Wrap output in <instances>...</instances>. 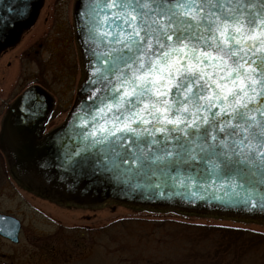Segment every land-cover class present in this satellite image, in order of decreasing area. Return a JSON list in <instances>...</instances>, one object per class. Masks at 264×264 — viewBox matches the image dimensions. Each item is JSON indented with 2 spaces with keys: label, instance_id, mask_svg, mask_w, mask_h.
<instances>
[{
  "label": "snow or ice",
  "instance_id": "obj_1",
  "mask_svg": "<svg viewBox=\"0 0 264 264\" xmlns=\"http://www.w3.org/2000/svg\"><path fill=\"white\" fill-rule=\"evenodd\" d=\"M85 16L104 62L84 133L101 168L232 204L264 193V0H91Z\"/></svg>",
  "mask_w": 264,
  "mask_h": 264
},
{
  "label": "rangeland",
  "instance_id": "obj_2",
  "mask_svg": "<svg viewBox=\"0 0 264 264\" xmlns=\"http://www.w3.org/2000/svg\"><path fill=\"white\" fill-rule=\"evenodd\" d=\"M72 5L73 0H43L36 24L0 54V101H11L31 84L47 87L57 103L49 127L65 118L84 78L71 22ZM2 110L0 104V113ZM22 188L13 179L5 184L0 176V213L21 222L17 243L0 236V262L264 264L263 221L113 201L94 206L58 205ZM180 224L241 228L260 236L252 239L244 234L231 253L213 256L210 253L215 251L213 244L220 233L205 234L206 229L188 230ZM246 238L254 245H244Z\"/></svg>",
  "mask_w": 264,
  "mask_h": 264
},
{
  "label": "water",
  "instance_id": "obj_3",
  "mask_svg": "<svg viewBox=\"0 0 264 264\" xmlns=\"http://www.w3.org/2000/svg\"><path fill=\"white\" fill-rule=\"evenodd\" d=\"M43 0H0V50L13 45L26 28L30 27L40 10ZM91 0H74L72 18L75 38L80 50L85 74L80 83L73 105L64 120L44 133L50 111L54 105L52 96L42 87L31 85L22 91L8 105L0 127V148L7 153L8 165L12 174H27L36 170L42 184L51 192L83 206H93L106 200L140 205L144 207H166L186 211L231 214L264 219V206L257 189L253 198L243 202V195L233 197L240 203L232 204L223 196V190L214 187L201 190L199 187L185 188L173 185L171 180L159 182L155 177L145 180L142 177L126 181L101 168L96 160H103L97 148L85 147L84 140L89 130L90 117L99 108L98 96L102 95V82H96L104 62L97 63L96 45L89 39L85 13ZM93 83L85 88L86 82ZM97 96H93V93ZM95 105V107H94ZM99 119V117H97ZM87 122V123H85ZM80 164L70 165L67 154ZM87 157V160L82 159ZM212 183L211 181L209 182ZM217 184L219 182H216ZM197 195L193 196L192 192ZM19 221L0 214V234L15 241Z\"/></svg>",
  "mask_w": 264,
  "mask_h": 264
},
{
  "label": "flooded vegetation",
  "instance_id": "obj_4",
  "mask_svg": "<svg viewBox=\"0 0 264 264\" xmlns=\"http://www.w3.org/2000/svg\"><path fill=\"white\" fill-rule=\"evenodd\" d=\"M42 6H43V4H42ZM41 6V8H40V11H41V9L43 8ZM40 11H39V13H40ZM38 17H39V14H38V16H37V18H36V20H35V22H34V24L33 25H35L36 24V22H37V20H38ZM32 25V26H33ZM31 26V27H32ZM31 27H29L28 29H26V30H24L22 33H24L25 31H27V30H29ZM17 44V43H16ZM16 44H14V45H16ZM13 45V46H14ZM13 46H11V47H8V48H5L4 50H2L1 52H0V54L2 53V52H4V51H6L7 49H9V48H12ZM42 87H44L43 85H42ZM46 90H48L47 89V87H44ZM18 96V94L11 100V101H5L4 99H1V101H0V104L3 106V110H2V112L0 113V124H1V121H2V117L5 115V112H6V109H7V106L16 98ZM54 97V96H53ZM54 99H55V101H56V98L54 97ZM56 102H55V104H54V106H53V108H52V110H51V115H52V113H53V110H54V108L56 107ZM46 127H49V123L46 125ZM50 128H52V126L51 127H49L48 129H50ZM0 176H1V178H3L4 179V181H5V184L8 182L9 183V179L11 180V179H13L15 182H16V184L17 185H19L21 188H22V186H23V188L22 189H24V190H26V191H36V192H38L39 193V195L41 196V197H46L47 199H49V201H51V202H53V203H55V204H58V205H70L69 203H61V202H59V201H61V198H58L57 196H55V195H57V194H55V193H53V192H51L48 188L46 189V188H44L43 187V185H41L40 184V182L39 181H41V178H40V176L38 175V174H36V172L35 171H32L28 176H25V175H23V174H19V176L17 177H14L13 175H12V173L10 172V170H9V167H8V164H7V154L5 153V152H2L1 150H0ZM39 180V181H38ZM30 189V190H29ZM56 198L59 200V201H57L56 200ZM6 215V214H5ZM7 215H11V214H8L7 213ZM20 230H21V225H20V229H19V232H18V236H17V239L15 240V241H13V240H10V239H7V240H9L10 242H12V243H17L18 241H19V234H20ZM6 239V238H5ZM1 263H6V264H9L8 262H6V261H2V262H0V264Z\"/></svg>",
  "mask_w": 264,
  "mask_h": 264
},
{
  "label": "trees",
  "instance_id": "obj_5",
  "mask_svg": "<svg viewBox=\"0 0 264 264\" xmlns=\"http://www.w3.org/2000/svg\"><path fill=\"white\" fill-rule=\"evenodd\" d=\"M146 222H148V221H146ZM155 223H160V221H155ZM169 223L172 224L173 222H169ZM177 224H179V223H177ZM178 226L188 228V230L206 229V231H203V233H205V234H210V232H213V231H217L218 233H220V235H217V237H216V239H219V240H217L213 244L215 251L213 253H210V255H213V256H215L216 252H218V253L223 252V253H227V254L231 253L234 244H236L240 239H243L242 235H244V234H247V237L252 238V239L256 238V236H260V234H258L257 232L249 231L247 229L226 227V226L207 227L204 225H188V224H180ZM261 236L264 237V235H261ZM246 240L243 241V244L245 242H247L248 244L245 243L244 245H247L249 247L251 245H254L253 244L254 242L252 240H250L248 238H246ZM240 246H242V245H240ZM193 255L196 256V254H193ZM193 264H196V263H193Z\"/></svg>",
  "mask_w": 264,
  "mask_h": 264
}]
</instances>
